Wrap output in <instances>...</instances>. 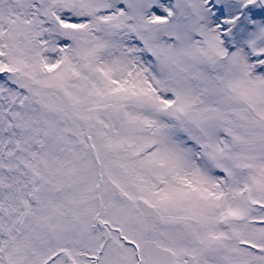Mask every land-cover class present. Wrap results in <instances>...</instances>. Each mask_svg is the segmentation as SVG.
Wrapping results in <instances>:
<instances>
[{"label":"snow or ice","instance_id":"1","mask_svg":"<svg viewBox=\"0 0 264 264\" xmlns=\"http://www.w3.org/2000/svg\"><path fill=\"white\" fill-rule=\"evenodd\" d=\"M0 264H264V0H0Z\"/></svg>","mask_w":264,"mask_h":264}]
</instances>
